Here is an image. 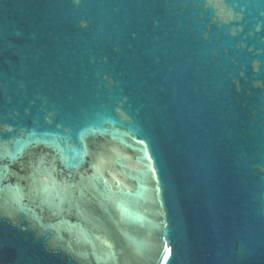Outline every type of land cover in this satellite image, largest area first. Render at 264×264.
Instances as JSON below:
<instances>
[{
  "label": "water",
  "instance_id": "obj_1",
  "mask_svg": "<svg viewBox=\"0 0 264 264\" xmlns=\"http://www.w3.org/2000/svg\"><path fill=\"white\" fill-rule=\"evenodd\" d=\"M0 264H264V0H0Z\"/></svg>",
  "mask_w": 264,
  "mask_h": 264
}]
</instances>
